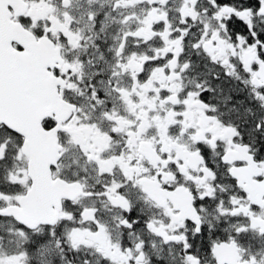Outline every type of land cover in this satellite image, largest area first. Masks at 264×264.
I'll list each match as a JSON object with an SVG mask.
<instances>
[{"label": "snow or ice", "instance_id": "snow-or-ice-1", "mask_svg": "<svg viewBox=\"0 0 264 264\" xmlns=\"http://www.w3.org/2000/svg\"><path fill=\"white\" fill-rule=\"evenodd\" d=\"M0 264H264V0H0Z\"/></svg>", "mask_w": 264, "mask_h": 264}]
</instances>
